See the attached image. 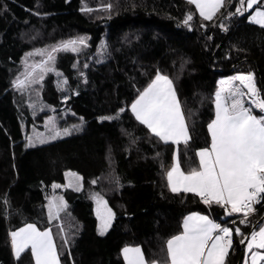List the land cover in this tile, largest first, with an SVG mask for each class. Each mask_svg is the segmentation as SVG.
<instances>
[{
	"label": "trees",
	"instance_id": "obj_1",
	"mask_svg": "<svg viewBox=\"0 0 264 264\" xmlns=\"http://www.w3.org/2000/svg\"><path fill=\"white\" fill-rule=\"evenodd\" d=\"M45 5L66 12L48 34L57 27L77 31L87 35L88 45L57 54L65 89L48 74L40 90L46 108L34 115L13 82L26 47L49 41L42 36L48 19L37 16L46 13ZM239 6V0H225L205 20L187 0H0V264H16L11 233L28 223L52 230L61 264L96 255L104 264H126L125 246H141L148 262L166 263V242L183 231L189 213L221 221L223 207L170 190L172 151L136 120L131 105L157 72L167 76L191 136L178 145L180 164L186 172L198 168L197 152L211 146L208 124L215 118L219 78L252 73L264 97V27L249 22L248 12L236 13ZM189 14L193 19L185 25ZM48 109L71 134L27 145L26 129L44 121ZM69 171L81 177V186L62 191L65 238L36 202L45 204L47 192L64 185ZM95 194L115 213L103 234ZM263 214L261 208L247 224L233 225L243 235L234 233L225 264H238L241 240Z\"/></svg>",
	"mask_w": 264,
	"mask_h": 264
},
{
	"label": "snow or ice",
	"instance_id": "obj_2",
	"mask_svg": "<svg viewBox=\"0 0 264 264\" xmlns=\"http://www.w3.org/2000/svg\"><path fill=\"white\" fill-rule=\"evenodd\" d=\"M194 4L200 16L211 20L213 15L224 6L225 0H187ZM245 0H239L236 13L243 14ZM258 6L254 22L264 26V0H247V9ZM110 8L111 5H108ZM235 14V13H233ZM193 19L189 14L184 20L185 25ZM77 44H85V40H67L52 46L51 51L37 50L27 56L45 55L47 59L39 63L28 65L25 60L26 71L22 73L24 79L17 77L14 86L23 90L31 84L43 81L46 73L55 71L48 66L54 62V53L60 51H78ZM87 67V65H85ZM60 75V73H57ZM238 81L239 84L234 82ZM66 83V81H65ZM221 88L215 94V119L208 124L211 134V147L197 152L199 167L192 168L187 174L181 170L179 156L174 155L171 170L167 172V179L172 192L194 193L206 205L216 204L226 210L228 216L243 213L240 224L248 223V215L255 211L253 205L264 201V115L253 114V109L264 113V97L256 88L252 73L239 74L229 80L220 82ZM242 86V87H241ZM247 89V91H243ZM245 97L248 105L245 106ZM124 109L121 108L120 112ZM131 111L137 121L145 125L150 132L165 144L172 142L186 145L190 139L185 117L181 105L172 86V81L157 72L152 82L139 93L132 103ZM103 117L102 119H116ZM77 127V126H74ZM55 131V129H54ZM70 135L69 129L63 132L55 131L51 139L61 135ZM46 141L41 139L40 143ZM32 145V138L29 137ZM77 179H81L77 177ZM97 181L93 180L95 184ZM53 187H60L53 185ZM79 191V187L76 189ZM97 201V215L101 219L100 234L110 227L114 216L107 207V201L99 194H95ZM101 206L105 214L101 213ZM230 207V211L228 208ZM67 204L60 198L59 201H49L48 212L50 219H58L65 211ZM183 233L172 237L166 242V264H225V257L232 244V230L222 227L210 220L206 215L194 213L186 217ZM219 233V234H217ZM237 235H243L240 228L235 229ZM12 249L17 259L26 250L30 249L34 264H60V254L57 252L50 230L40 231L33 224L11 233ZM248 239V251L251 253V264L264 261V226L258 231H252ZM67 239L65 243L67 244ZM244 243V240H241ZM257 249V250H253ZM128 264H146L140 248L123 250ZM129 253L133 255L130 257ZM152 264H156L155 261Z\"/></svg>",
	"mask_w": 264,
	"mask_h": 264
},
{
	"label": "rangeland",
	"instance_id": "obj_3",
	"mask_svg": "<svg viewBox=\"0 0 264 264\" xmlns=\"http://www.w3.org/2000/svg\"><path fill=\"white\" fill-rule=\"evenodd\" d=\"M55 10L52 9L50 6H46V13H38V15H37L40 18H43V19L47 18L48 19L49 23H47L48 24V26L46 27L47 31L45 33H43L42 36H43V39L49 38V41L37 42L34 44L33 48H31L29 46L26 47V49H25L26 52H25V55H24L23 60H22V70H21L20 74L17 76V77H20L21 80L24 79L22 73H24L26 71V65H25L26 59H27L28 65L36 64V63L41 62L42 60L47 59V54H45L43 56L32 55L29 57V56H27L28 53H35L37 50H46V52L51 51L52 46L57 45V44L61 43L62 41L79 40L80 38H83L85 40V44H83V45L77 44L76 47L78 48V51H76L74 53L82 52L88 45L87 35L80 33V32H77V31H70L66 28H58L57 27L54 29V31H52L50 34H48V32L50 31L49 28L53 27L54 25L55 26L59 25L58 23H59L60 19L57 20V19H55V17L65 16V13H66L65 11H61V10L55 11ZM33 35L37 36L35 33H33ZM24 36H30V34L24 33ZM34 36L30 37L29 39L30 40L35 39V38H33ZM103 52H104V47H102V49L100 50V54H103ZM58 53L59 52L54 53L55 57H57ZM48 66L54 67L55 71L46 73L44 76V79L46 78V76L48 74L53 73L56 75L58 87L60 89H65V85H66L65 81L66 80H65L63 74L56 68L55 61L50 62ZM57 73H60V75H57ZM44 79H43V81H44ZM43 81H41L38 84L28 85L23 90H20L22 93L25 94V96L27 98V103L30 104V108L34 112V115L37 112H41V111L45 110V108H46V104H44L42 101H40V90H41V86H42ZM256 88H257V86H256ZM244 91L246 92L247 89H244ZM48 110L50 112L45 116L44 121H42L41 123H37V124L26 129V139L25 140H26L27 145H30L29 144V137L32 138V145H36V144H40L41 139L45 140L46 142H50V141L56 140L57 138H61V137L66 136V135L62 134L61 136L57 137L56 139H51V136L55 134V131H60L62 133L63 128L60 127V119L56 115L55 111L52 109L51 110L48 109ZM64 116H65V113H64ZM54 129H55V131H54ZM77 177L81 178L76 172L69 171L67 173L66 183L64 185L54 184V185H59L60 187L54 188L52 186L50 188V190L47 192L45 204H43L40 201H37L36 204L41 208L45 207L47 210L48 216H49V212H48L49 201H57L58 202L60 198H63L62 191L64 189H66V188H77V187L81 186V179H77ZM63 201L66 203L64 198H63ZM61 213L59 215V218L54 219V220H57L58 227H59L61 233L62 232L64 233L63 237L66 238V232H65L63 223L60 219ZM228 228L231 229L230 227H228ZM20 263H22V261Z\"/></svg>",
	"mask_w": 264,
	"mask_h": 264
},
{
	"label": "crops",
	"instance_id": "obj_4",
	"mask_svg": "<svg viewBox=\"0 0 264 264\" xmlns=\"http://www.w3.org/2000/svg\"><path fill=\"white\" fill-rule=\"evenodd\" d=\"M257 7H258V6H253L252 9H247V0H245L244 8H245L246 10H245L244 12H248V13H249L248 21L251 22V23L257 24V25H259V26H262L261 24H258V23H256V22H254V20L252 19V17L255 15V11H256ZM196 9H197V8H196ZM261 10H264V8H261ZM197 11H198V10H197ZM198 13H199V11H198ZM216 13H217V12H216ZM216 13H215V14H216ZM215 14L213 15V17L215 16ZM199 15H200V14H199ZM262 27H264V26H262ZM236 75H239V74H231V75L221 76V77L219 78V80H218V83H217V91L221 88V84H220L221 81L229 80L231 77L236 76ZM245 75H246V74H245ZM234 83H235V84H239L238 81H236V82H234ZM254 83H255V79H254ZM172 86H173V89H174V91H175V93H176L177 99H178L179 102H180L179 96H178V94H177V91H176V88H175L173 82H172ZM241 87H242V86H241ZM242 90L244 91L243 88H242ZM244 99H245V106H249V105H248V100H247V98L245 97ZM180 105H181V103H180ZM181 110H182V112H183V108H182V106H181ZM215 113H216V108H215ZM253 114H254V115H257L258 117L264 115V113H261L259 109H255V108L253 109ZM183 115H184V112H183ZM184 117H185V115H184ZM214 119H215V118H214ZM185 123H186V126H187L186 118H185ZM187 128H188V126H187ZM188 133H189V137H191V136H190L189 129H188ZM210 135H211V134H210ZM189 140H190V139H189ZM180 143H183V142L181 141ZM180 143H179V144H180ZM179 144H178V145H179ZM167 145H169V148H170V150L172 151V157H171V160H170V162H169V164H168V166H167L166 173H167L169 170H171V167H172L173 162H174V161H173L174 155H177V154H178V156H179V149H178V145H177V144H173L172 142H169V143H167ZM210 147H211V146H210ZM210 147H208V148H210ZM200 150H201V149H200ZM198 161H199V157H198ZM180 166H181V164H180ZM181 170L184 171L186 174L188 173V172H186V171L183 169L182 166H181ZM167 181H168V179H167ZM168 185H169V183H168ZM169 188H170V186H169ZM170 190H171V188H170ZM175 193H183V194H185L186 196H189V195L194 194V193H186V192H183V191L175 192ZM195 195H196V194H195ZM214 205H216V204H214ZM224 209H225V208H224ZM230 210H231V209H230V207H229V208H228V211H230ZM194 213H198V214H200V215H206V216L209 217L210 220L214 221V222L217 223V224H220L221 226H222V224L224 223V221H227V220L230 219L231 217L236 216V215L243 214V213H238V214H233L232 216H228V215L226 214V210H225V213H224V215L222 216L221 221H218V220H216L215 218H213L211 215H209V214H207V213L192 212V213H189L188 215L185 216V218H184V220H183V225H184V221H185L186 217H188V216H190V215H192V214H194ZM222 220H223V221H222ZM28 224H33V225H35V226L37 227L38 230H40V231H44V230H41V229H40L35 223H28ZM28 224L23 225L22 227L16 229L15 231H18L19 229L26 227ZM100 224H101V220H100ZM233 225H234V224H230V225L224 226V227H230V228L232 229V237H231L232 241H233V235H234V233H235V229H236V227H234ZM261 226H264V222H263V224H262ZM45 230H50V231H51V233H52V237H53V241H54V243H55V238H54V234H53L52 230H51L50 228H47V229H45ZM183 230H184V228H183ZM257 231H258V230H257ZM182 233H183V231H182L180 234H182ZM180 234H178V235H180ZM217 234H219V233H217ZM176 236H177V235H176ZM11 240H12V238H11ZM11 244H12V243H11ZM55 245H56V243H55ZM247 245H248V242H247V244H246V254H245V258H244V262H243V264H251V253L248 251V247H247ZM56 248H57V246H56ZM125 248H130V249L140 248L141 251H142V253H143V255H144V258H145L146 264H152V262H148V261H147V259H146V257H145V254H144V251H143V248H142L141 246H125V247H123L122 250H121V255H122V257H123V259H124V261H125L126 264H128V261L125 259L124 252H123V250H124ZM229 250H230V248L228 249V253H229ZM253 250L255 251V250H257V249H253ZM259 251H261L262 253H264V249L259 250ZM57 252H58V250H57ZM13 254H14V252H13ZM132 255H133L132 253H129V256H130V257H131ZM227 255H228V254H227ZM14 257H15V254H14ZM226 258H227V256L225 257V261H226ZM15 261H16L17 264H22V263H23V264H34V258H33L32 255H31L30 249H29V250H26L24 253H22L19 259H17V258L15 257ZM21 261H22V263H20ZM60 264H61V261H60ZM74 264H104V263H103V259H102L101 255H96V256H93V257H88V258H85V259H81V260H79V261H76V262H74ZM156 264H166V263H159V262H156ZM257 264H264V261H258Z\"/></svg>",
	"mask_w": 264,
	"mask_h": 264
},
{
	"label": "water",
	"instance_id": "obj_5",
	"mask_svg": "<svg viewBox=\"0 0 264 264\" xmlns=\"http://www.w3.org/2000/svg\"><path fill=\"white\" fill-rule=\"evenodd\" d=\"M107 207L110 208L108 204H107ZM110 209H111V208H110ZM111 210H112V209H111ZM101 211H102V212H101L102 214H105V215H106L103 206H101ZM112 213L114 214V216H113L111 222H113L114 219H115V213L113 212V210H112ZM97 216H98V215H97ZM98 218H99V221H100V217H98ZM263 222H264V214H263V215L259 218V220H258V221L252 226L251 230L249 231V233L247 234L246 237L250 239V235H251L252 231H254V230H258L259 226H261V225L263 224ZM246 237H245V238H246ZM247 242H248V239H244V243H241V253H240L239 260H238V264H243V262H244V258H245V254H246V244H247Z\"/></svg>",
	"mask_w": 264,
	"mask_h": 264
},
{
	"label": "built area",
	"instance_id": "obj_6",
	"mask_svg": "<svg viewBox=\"0 0 264 264\" xmlns=\"http://www.w3.org/2000/svg\"><path fill=\"white\" fill-rule=\"evenodd\" d=\"M262 195H264V194H262ZM253 207H254L255 211L252 212V213H250L248 215V217H250L251 215H253L256 212H258L261 208H264V201H262L260 204H254ZM243 218H244V215L243 214L233 216L230 219H228L227 221H225L222 224V227L227 226V225H230V224H236V223H238Z\"/></svg>",
	"mask_w": 264,
	"mask_h": 264
}]
</instances>
